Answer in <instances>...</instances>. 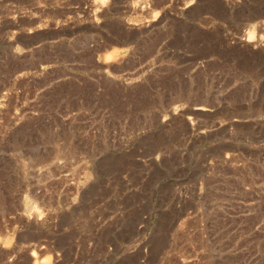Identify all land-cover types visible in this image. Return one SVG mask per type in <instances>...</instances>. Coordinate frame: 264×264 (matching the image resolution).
I'll list each match as a JSON object with an SVG mask.
<instances>
[{
	"label": "rangeland",
	"instance_id": "374dc122",
	"mask_svg": "<svg viewBox=\"0 0 264 264\" xmlns=\"http://www.w3.org/2000/svg\"><path fill=\"white\" fill-rule=\"evenodd\" d=\"M0 264H264V0H0Z\"/></svg>",
	"mask_w": 264,
	"mask_h": 264
}]
</instances>
